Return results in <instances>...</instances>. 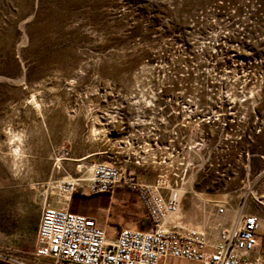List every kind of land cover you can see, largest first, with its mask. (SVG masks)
<instances>
[{
  "label": "rangeland",
  "instance_id": "374dc122",
  "mask_svg": "<svg viewBox=\"0 0 264 264\" xmlns=\"http://www.w3.org/2000/svg\"><path fill=\"white\" fill-rule=\"evenodd\" d=\"M101 161L180 191L189 225L243 210L264 236V0H0V253L33 245L42 182Z\"/></svg>",
  "mask_w": 264,
  "mask_h": 264
},
{
  "label": "built area",
  "instance_id": "2783aa9c",
  "mask_svg": "<svg viewBox=\"0 0 264 264\" xmlns=\"http://www.w3.org/2000/svg\"><path fill=\"white\" fill-rule=\"evenodd\" d=\"M79 167V165H77ZM86 185L80 178L42 182V209L32 255L71 264H167L165 257H180L202 264H264V237L260 220L240 210L233 219L219 220L214 232L185 223L179 215L180 195L160 179L142 182L115 162H94ZM90 194L111 193L126 187L136 194L149 222L148 229L120 228L112 239L96 220L69 210L70 197L79 188ZM50 197L58 202L50 203ZM215 214H226L218 206ZM0 258L10 260L6 253ZM19 263L21 261L17 260Z\"/></svg>",
  "mask_w": 264,
  "mask_h": 264
},
{
  "label": "crops",
  "instance_id": "0c3cea01",
  "mask_svg": "<svg viewBox=\"0 0 264 264\" xmlns=\"http://www.w3.org/2000/svg\"><path fill=\"white\" fill-rule=\"evenodd\" d=\"M91 154L93 153H90L87 156H91ZM82 193H84L85 196L78 197L77 199L78 203L83 201L85 205L84 207L85 212L91 213V217H93L96 220L97 224L100 227L102 224H107L109 221L110 224L116 226V232L120 228L127 227L128 225H134L140 229L149 228V222L146 218V215L142 207L140 206L136 194L131 190L127 189L126 187L116 188L111 193L90 194L87 192H81V194ZM21 205L24 206L26 204L21 203ZM110 210L113 211L116 210V212L111 211L108 217L105 219L103 217V214H105L104 212H107L106 214H108V211ZM237 213L238 212H236L235 215H237ZM259 234L260 236H263L262 231H260ZM113 237H108V238L112 239ZM33 242L34 243L33 245H31L30 248L27 246L24 247V253H25V256L23 257L24 260H19L22 263H19L16 259L13 258H11L10 260H5L0 258V264H71L66 261L53 262L50 258H35L32 255V251L35 246V240H33ZM163 261L166 262L167 264H202L201 262L190 261L180 257H170V256L163 258L160 262Z\"/></svg>",
  "mask_w": 264,
  "mask_h": 264
},
{
  "label": "bare ground",
  "instance_id": "6f19581e",
  "mask_svg": "<svg viewBox=\"0 0 264 264\" xmlns=\"http://www.w3.org/2000/svg\"><path fill=\"white\" fill-rule=\"evenodd\" d=\"M91 132H92L93 136H96V135L99 134V131H98V129L96 127H93L92 130H91ZM11 140H12L11 141L12 143L15 140L19 142L18 144H16V143L15 144L14 143L11 144L12 145L11 146V153H12L13 157L21 158V156H22V149H21V146L19 145L20 144V141H21V138L19 137V135L14 134ZM14 165L16 166V164H14ZM91 170H92V168H91Z\"/></svg>",
  "mask_w": 264,
  "mask_h": 264
},
{
  "label": "trees",
  "instance_id": "16d2710c",
  "mask_svg": "<svg viewBox=\"0 0 264 264\" xmlns=\"http://www.w3.org/2000/svg\"><path fill=\"white\" fill-rule=\"evenodd\" d=\"M74 193H75V192H74ZM74 193L72 194V195H73L72 199H74V197H75V195H76V194H74ZM94 194H96V193H94ZM82 196H85V194L82 193ZM69 210L72 211V212H75L74 210H71L70 208H69Z\"/></svg>",
  "mask_w": 264,
  "mask_h": 264
}]
</instances>
